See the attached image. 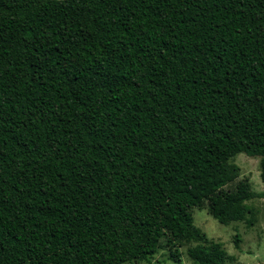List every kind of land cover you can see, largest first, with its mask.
Segmentation results:
<instances>
[{"label":"trees","instance_id":"1","mask_svg":"<svg viewBox=\"0 0 264 264\" xmlns=\"http://www.w3.org/2000/svg\"><path fill=\"white\" fill-rule=\"evenodd\" d=\"M255 198L264 0H0V264H226Z\"/></svg>","mask_w":264,"mask_h":264},{"label":"rangeland","instance_id":"2","mask_svg":"<svg viewBox=\"0 0 264 264\" xmlns=\"http://www.w3.org/2000/svg\"><path fill=\"white\" fill-rule=\"evenodd\" d=\"M232 161L239 166L238 178L249 179L255 191L263 189L258 157L240 152L233 157ZM249 203L257 208V219L253 225H246L244 222L222 224L211 216L207 208L195 207L192 210L194 224L208 237L221 241L227 253L235 256L233 261H228L226 264H264V199H251ZM236 234L239 235L238 246L234 242ZM184 248V246L180 247V261L169 259V251L163 247L151 257L150 262H125L123 264H192Z\"/></svg>","mask_w":264,"mask_h":264}]
</instances>
